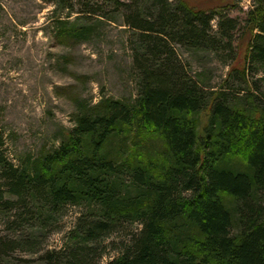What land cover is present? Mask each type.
I'll return each instance as SVG.
<instances>
[{
  "label": "trees",
  "instance_id": "1",
  "mask_svg": "<svg viewBox=\"0 0 264 264\" xmlns=\"http://www.w3.org/2000/svg\"><path fill=\"white\" fill-rule=\"evenodd\" d=\"M44 1L78 14L56 26L75 41L123 13L136 94L80 102L60 145L20 166L0 128V214L21 232L0 239V264L36 251L72 208L64 245L44 264H101L110 251L106 264H264V0L242 21L186 0ZM243 30L245 64L221 88L178 52L230 58Z\"/></svg>",
  "mask_w": 264,
  "mask_h": 264
},
{
  "label": "rangeland",
  "instance_id": "2",
  "mask_svg": "<svg viewBox=\"0 0 264 264\" xmlns=\"http://www.w3.org/2000/svg\"><path fill=\"white\" fill-rule=\"evenodd\" d=\"M186 1L206 11L224 8L227 15L241 21L253 4L252 0ZM77 16L55 2L0 0V128L5 132L6 154L17 166L29 156L38 158L60 145L74 127L80 102L95 105L107 97L127 101L135 97L131 32L123 13H112L103 19L87 40L59 36L57 22L74 23ZM213 23L216 29L218 20ZM243 32L236 36V53L231 59L210 51L193 53L179 48L178 52L192 75L203 73L209 87L221 88L229 84L226 81L230 71L243 69L245 64L251 36L248 33L241 37ZM76 211L72 208L59 227L40 240L36 251L16 249L2 263L44 264L40 257L45 251L63 247ZM20 235L8 228L0 214V239ZM114 256L115 252L110 251L101 264Z\"/></svg>",
  "mask_w": 264,
  "mask_h": 264
}]
</instances>
